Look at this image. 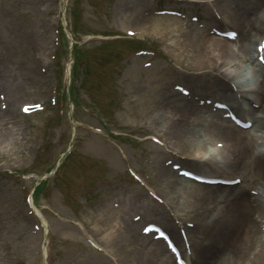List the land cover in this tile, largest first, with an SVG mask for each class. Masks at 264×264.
I'll list each match as a JSON object with an SVG mask.
<instances>
[{"label":"rangeland","instance_id":"374dc122","mask_svg":"<svg viewBox=\"0 0 264 264\" xmlns=\"http://www.w3.org/2000/svg\"><path fill=\"white\" fill-rule=\"evenodd\" d=\"M256 1L250 0L247 4H258ZM175 8L186 18L177 32L192 29L209 37L221 38L213 31L231 26L214 21L213 18H222L223 13L215 8L208 11L193 0H67L65 14L63 0H0L2 33L6 36L9 33H32L36 25L41 24L46 28L48 41L36 63L42 81L29 91L36 97L17 103L19 108L21 101H31L33 103L27 104L38 106L40 110L25 114L18 109L19 116L5 118L0 123L6 138V142L0 145L2 264H123L118 259L117 249L124 244L121 232L128 228L125 223H120L119 218L136 222L141 233L147 222L158 223L185 249L189 263L195 264L194 249L188 244L189 236L187 240L186 235V226L193 221L186 216V210L173 209L158 191V186L162 185L157 180V170L162 163L177 165L179 168L174 172L187 169L204 174L208 171L183 161L177 141L161 130L160 122L168 110L160 106L159 100L154 101V107L144 108L140 97H136L142 92L139 91L140 84L144 83L146 88L151 79L153 84L155 78L161 76L172 85L200 86L203 92L200 100L219 99L213 91L215 88L207 86L210 76L191 77L186 73L178 77L171 71H184L175 62L174 53L170 52V49L179 50L173 40L177 32L163 34L146 22L148 18L158 16L153 20L163 24L162 18L170 15L157 14L156 10ZM262 9L260 16L264 12ZM62 14L67 23L73 25L76 35L79 50L74 55L69 52L70 40L63 27ZM262 21L260 30L264 34ZM135 26L146 31L134 35L126 32L136 30ZM253 39L254 49L260 36ZM7 40V37H1L0 43L6 47ZM238 41L237 37L228 45L238 50ZM254 59L258 61L255 53ZM69 65L76 71L70 76V83ZM224 68L233 69L245 88H256L248 96L253 99L260 96L258 66L239 58L232 67H221ZM1 92L0 107L3 109L7 104ZM228 103L239 112L252 106L239 96L230 98ZM256 105V116L264 119V109L258 103ZM214 117L219 120L216 110L206 113L207 122ZM235 130L244 147L264 151V134L260 131L254 127ZM246 135L248 138H243ZM206 138L210 139L206 145H219V151L208 152L210 160L215 153L218 159L224 160L228 143L209 134L203 137L204 141ZM63 152L68 155L63 156ZM212 165L219 169L211 170L210 174L240 179V183L234 185L244 186L243 197L264 195V167L258 168L250 163L243 169L236 165ZM53 166H57L54 173L50 171ZM35 180H43L35 203L36 213L45 220V226H41L35 215L28 213L26 200ZM198 189L189 188V191ZM216 193L218 195L208 204L216 222L206 227L203 239L206 241L199 243L200 246L206 245L205 256L209 259L227 244L233 224L245 209L243 198L227 188H216ZM179 199L180 205L189 209L188 214H193L190 208L196 201L186 195ZM164 205L171 219L167 220L158 212L152 216L146 214V211L159 210ZM192 209L199 211L197 207ZM247 218L255 224V232L263 240L264 222L251 210ZM178 228L186 230V241L182 245L176 238ZM239 231L237 236L244 250H238L236 255L240 254V257L229 263H252L253 252L250 254V250H245L248 232L244 236L242 228ZM142 245L143 242L138 241L133 247L141 250ZM161 258L165 259L164 255ZM171 259L175 264L173 256Z\"/></svg>","mask_w":264,"mask_h":264},{"label":"bare ground","instance_id":"6f19581e","mask_svg":"<svg viewBox=\"0 0 264 264\" xmlns=\"http://www.w3.org/2000/svg\"><path fill=\"white\" fill-rule=\"evenodd\" d=\"M198 1L207 10L215 8L218 12L224 14L220 19H213L218 24L231 25L229 26L230 28L220 29L221 31L232 30L237 32L239 39L238 50H234L228 45L227 41L233 39L209 37L192 29H182L177 32L183 21L182 19H176L175 16L178 14L175 10L170 13V16L162 18L163 24L154 21L153 19L158 16H153L148 18L146 22L152 25L151 27L156 31L160 29L163 34L168 33L167 35H173L174 31L177 32L173 40L179 50L170 49V52L174 53L175 62L184 71L188 72L178 73L175 69L171 71L176 73L178 77L186 73L191 77L210 76V84L207 86L214 87L218 98L223 99L216 100L227 102L230 98L237 96L238 93L239 96L245 97L246 90L242 89L241 82L237 79L233 69H221V67L224 65L232 67L239 58L250 60L252 64L258 66L260 75V87L258 88L260 96L254 98V102L264 109V64L255 62V50L252 48V41H255L253 38L259 35L261 39L263 36L260 28L263 24L264 12L261 16L259 13H262V8H264V0H257L258 4H247L250 0ZM259 10L261 11L259 12ZM157 24H159V27H157ZM36 26L35 31L32 33L28 31L22 34L15 33L14 35L9 33L6 36V33L0 31V38L7 37L8 39L6 47L0 43V91L4 93L7 104L3 109L0 107V123L4 122L5 118L19 116L22 104L33 103L31 101H21L19 108L17 106V103L22 99H34L36 96L32 95L33 93H29V91L37 87L42 81L37 71L36 63L40 61L42 49L44 46H48V41L45 36L46 28L41 26V24ZM135 28L136 30L129 31L132 33L146 31V29L139 26H135ZM177 36H180L181 39L177 40ZM167 81V78L158 76L153 84L151 79L150 85L146 88H144V83L140 84L139 91L142 90V92L136 97H140L139 100L142 101L144 108L154 107L153 103L157 99L161 104L160 106L168 110L167 116L160 122V127L161 130L166 131L170 139L177 141L179 152L183 155V161L208 171L203 176L210 177H214V175L210 174L211 170L219 169L217 166L212 165L216 163L230 167L234 165L236 167L241 166L238 167L241 169L248 163L255 164L258 168L264 167V151H256L254 147H244L241 136L236 133L232 124L226 120L217 121L214 118L210 122L206 121V113L214 108L215 99L203 101V98L200 100V96L203 93L200 86L195 88L189 85L186 90H179L175 89V86ZM248 101L251 102V98ZM252 117L254 129L264 134V119L255 115H252ZM207 134L220 137L228 143L227 157L224 160L218 159L215 152L211 160L207 156L212 148L206 145L207 140L210 139L206 138L205 141L203 139ZM247 136L243 138H248ZM4 142H6V138L0 127V145ZM213 147L214 151H219L216 146ZM195 152L197 153L196 155ZM199 153H201V156H198ZM174 156L177 157V154L174 153ZM157 180L162 185V187L158 186V191L166 198L167 202H170L172 208L175 210H186V216L193 221V223L187 224L186 235L188 234L187 240L189 236V243H187L192 245L194 249L195 264H228L230 260H235L234 262H236L235 257H240V254L236 255V252L244 250L243 244L240 243V237L237 236V233L240 232L239 228L244 231V236L248 232L245 250H250V254L253 252L252 263L244 264H264V239L262 240L258 237V232H255V224L247 218V214L251 210L264 222V195L254 198L247 196L245 198L243 197L245 188L242 184H205L194 179L193 181L180 176L178 172H174L173 166L162 163L157 170ZM188 184H192V186H188ZM201 186L202 188L200 189ZM196 187H199L198 191H189V188ZM216 188H227L237 196H241L247 206L243 203L245 209L239 213L241 215L238 221L233 224L227 236V244L213 259H209L205 256V243V246H200L199 243L206 241V239L203 240L204 234H206V227L216 222L215 216L208 208V204L218 195ZM182 195L189 196L193 201H196L192 208L197 207L199 211L190 208L193 214H188L189 209H186L187 206L180 205L179 197ZM141 208L144 209L143 206ZM156 212L167 220L171 219V217L168 218L169 210L165 205L159 210H148L146 214L152 216V213ZM146 214L143 212V215ZM174 214L176 213L174 212ZM119 221L120 223H125L128 228L126 232H121L124 244L117 249L119 253L118 259L123 264H174L168 249H166L162 241L154 240L151 235H143L139 230V225L132 220L128 221L127 219L119 218ZM138 241L143 242L141 250L135 246L133 247L134 242L138 244ZM173 242L176 244L175 241ZM113 249L116 252V246ZM162 255H164L165 259L161 258ZM2 263L3 258L0 252V264Z\"/></svg>","mask_w":264,"mask_h":264},{"label":"trees","instance_id":"16d2710c","mask_svg":"<svg viewBox=\"0 0 264 264\" xmlns=\"http://www.w3.org/2000/svg\"><path fill=\"white\" fill-rule=\"evenodd\" d=\"M74 74H75V71H74Z\"/></svg>","mask_w":264,"mask_h":264}]
</instances>
